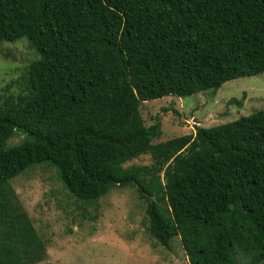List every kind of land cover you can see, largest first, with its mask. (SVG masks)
<instances>
[{
    "label": "trees",
    "instance_id": "obj_1",
    "mask_svg": "<svg viewBox=\"0 0 264 264\" xmlns=\"http://www.w3.org/2000/svg\"><path fill=\"white\" fill-rule=\"evenodd\" d=\"M19 39L37 58L0 103V218L7 182L46 164L79 202L133 188L149 235L177 238L187 264H264V111L158 144V117L139 115L264 72V0H0V42ZM7 226L0 264H21L9 244L32 233Z\"/></svg>",
    "mask_w": 264,
    "mask_h": 264
},
{
    "label": "rangeland",
    "instance_id": "obj_2",
    "mask_svg": "<svg viewBox=\"0 0 264 264\" xmlns=\"http://www.w3.org/2000/svg\"><path fill=\"white\" fill-rule=\"evenodd\" d=\"M37 55L25 39L0 42V103L23 93V73ZM264 111V72L223 83L216 90L190 96L163 97L142 103L139 115L145 127L158 117L159 136L151 144L193 135L195 127L225 124ZM23 135L5 146L18 144ZM149 155H141L123 167H149ZM161 177V173H159ZM5 214L0 218V243L12 218L21 229H30L22 243L9 246L20 251L21 264H187L178 239L165 249L149 235L145 203L133 188L110 189L91 204L73 199L60 183L53 167L33 166L7 182ZM30 243L27 249L24 243ZM242 264L239 255L234 262Z\"/></svg>",
    "mask_w": 264,
    "mask_h": 264
}]
</instances>
